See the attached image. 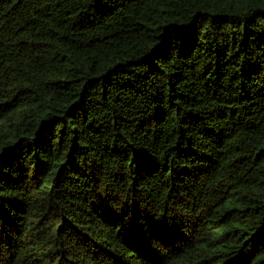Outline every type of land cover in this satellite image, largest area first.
<instances>
[{
  "label": "trees",
  "instance_id": "trees-1",
  "mask_svg": "<svg viewBox=\"0 0 264 264\" xmlns=\"http://www.w3.org/2000/svg\"><path fill=\"white\" fill-rule=\"evenodd\" d=\"M0 264H264V0H0Z\"/></svg>",
  "mask_w": 264,
  "mask_h": 264
}]
</instances>
